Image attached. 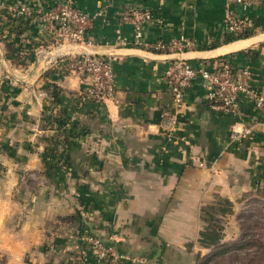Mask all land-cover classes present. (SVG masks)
Instances as JSON below:
<instances>
[{
    "label": "crops",
    "instance_id": "1",
    "mask_svg": "<svg viewBox=\"0 0 264 264\" xmlns=\"http://www.w3.org/2000/svg\"><path fill=\"white\" fill-rule=\"evenodd\" d=\"M4 1L32 14L0 13V264H197L233 244L240 214L264 200V110L241 96L236 115L218 113L199 78L177 107L163 74L175 59L226 60L264 89V2L71 0L94 20L70 44L38 19L63 0ZM135 9L152 17L144 44L190 46H131ZM228 16L248 17L249 36L227 43ZM80 55L112 60L110 101L70 74ZM84 237L122 258L99 261Z\"/></svg>",
    "mask_w": 264,
    "mask_h": 264
},
{
    "label": "built area",
    "instance_id": "2",
    "mask_svg": "<svg viewBox=\"0 0 264 264\" xmlns=\"http://www.w3.org/2000/svg\"><path fill=\"white\" fill-rule=\"evenodd\" d=\"M236 5L246 9L251 8L264 0H232ZM0 13H5L14 18H24L32 14L28 7H16L8 5L0 0ZM150 13L140 10H132L126 20L132 26L131 46L148 47L154 53L167 50H182L190 44L183 38L172 39L169 42L157 41L152 45H146L142 41V26L151 20ZM47 31L52 35L55 43L81 44L87 39V32L91 28L94 17L79 10L71 0L56 2L44 10L38 17ZM250 28L248 17H231L225 19V33L230 36H242ZM122 45H127L123 40ZM68 70L78 81L86 85V94L97 101H110L115 93V79L112 69V60L109 57L99 55H80L72 57L68 61ZM168 86V92L172 103L179 107L187 89L196 79H201L205 91L206 102L210 108L225 115L238 113V99L246 97L257 110H264V89H258L251 84V74L248 69L237 71L226 60H220L215 66L194 67L184 59L172 60L163 74ZM252 128L244 127L241 132L234 135L251 136ZM91 251L99 261H118L122 257L117 255L113 246L105 245L103 241L94 237H84ZM81 264H90L85 259Z\"/></svg>",
    "mask_w": 264,
    "mask_h": 264
},
{
    "label": "rangeland",
    "instance_id": "3",
    "mask_svg": "<svg viewBox=\"0 0 264 264\" xmlns=\"http://www.w3.org/2000/svg\"><path fill=\"white\" fill-rule=\"evenodd\" d=\"M238 218L235 242L217 250L210 259H199L197 264H264V200Z\"/></svg>",
    "mask_w": 264,
    "mask_h": 264
},
{
    "label": "trees",
    "instance_id": "4",
    "mask_svg": "<svg viewBox=\"0 0 264 264\" xmlns=\"http://www.w3.org/2000/svg\"><path fill=\"white\" fill-rule=\"evenodd\" d=\"M248 36H249V31L247 33H244L242 36H237V37L236 36L234 37V36L228 35V37L225 38V41L228 43L230 41L237 40V39H243V38H246ZM63 144H66V141H64Z\"/></svg>",
    "mask_w": 264,
    "mask_h": 264
}]
</instances>
